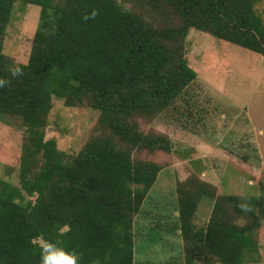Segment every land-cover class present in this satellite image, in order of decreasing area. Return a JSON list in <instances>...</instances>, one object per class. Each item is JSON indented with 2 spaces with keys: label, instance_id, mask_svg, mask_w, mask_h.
Returning <instances> with one entry per match:
<instances>
[{
  "label": "trees",
  "instance_id": "obj_1",
  "mask_svg": "<svg viewBox=\"0 0 264 264\" xmlns=\"http://www.w3.org/2000/svg\"><path fill=\"white\" fill-rule=\"evenodd\" d=\"M17 1L41 8L24 65L3 53ZM259 4L264 0H0V113L25 128L19 186L0 180V264H137L134 216L164 169L155 156L173 151L166 133L140 121L178 111L196 79L184 56L189 30L264 55ZM53 98L99 112L79 152L59 161L55 143L47 151L43 143ZM190 116L174 121L195 123ZM176 188L171 215L158 221L166 232L149 239L181 241L167 248L170 264H244L264 221V184L258 196L216 197V186L193 174ZM202 197L214 205L197 227ZM150 205L163 217V205Z\"/></svg>",
  "mask_w": 264,
  "mask_h": 264
},
{
  "label": "rangeland",
  "instance_id": "obj_2",
  "mask_svg": "<svg viewBox=\"0 0 264 264\" xmlns=\"http://www.w3.org/2000/svg\"><path fill=\"white\" fill-rule=\"evenodd\" d=\"M53 1L60 3L62 0ZM259 6L264 23V6ZM40 14L41 8L37 5H23L17 1L12 6L3 53L16 65L28 61ZM183 48L196 79L177 101L178 111L168 112L166 119L163 116L150 124L140 121L145 130L154 128L166 133L173 143V151L169 155L155 156L154 160L164 169L148 194V202L134 216L132 233L137 264H170V244L181 243L180 240H169L168 244L149 240L158 235L163 237L166 232L160 231L158 221H165L172 213L170 200L176 199V180L184 181L197 174L203 181L216 186V197L258 196V187L264 184V55L193 29L187 33ZM189 112L195 123L185 121L177 126L174 120L187 117ZM98 115L97 110L66 107L64 99L53 98L43 138L45 151L50 150L49 142L53 141L55 160L77 154L92 133ZM23 134L25 128L19 118L0 113V180L15 186H19ZM37 160L43 158L37 156ZM36 162L35 165H40L42 161ZM153 201L163 205V217L158 209L150 207ZM213 205L210 197L199 199L197 227L206 224ZM149 215L152 219L147 217ZM254 239L256 251L246 253L244 264H264V221ZM171 246L170 250H174L173 244Z\"/></svg>",
  "mask_w": 264,
  "mask_h": 264
},
{
  "label": "crops",
  "instance_id": "obj_3",
  "mask_svg": "<svg viewBox=\"0 0 264 264\" xmlns=\"http://www.w3.org/2000/svg\"><path fill=\"white\" fill-rule=\"evenodd\" d=\"M149 204H150V203H149ZM150 207H151L152 209H154L153 206L150 205ZM154 210H155V209H154ZM147 217H148L149 219H152L153 216H152V215H149V216H147Z\"/></svg>",
  "mask_w": 264,
  "mask_h": 264
}]
</instances>
